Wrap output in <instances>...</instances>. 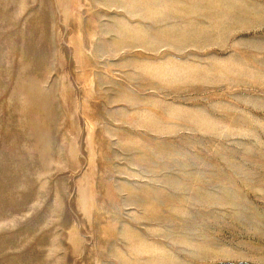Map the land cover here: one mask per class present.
Returning a JSON list of instances; mask_svg holds the SVG:
<instances>
[{"label":"rangeland","instance_id":"obj_1","mask_svg":"<svg viewBox=\"0 0 264 264\" xmlns=\"http://www.w3.org/2000/svg\"><path fill=\"white\" fill-rule=\"evenodd\" d=\"M0 264H264V0H0Z\"/></svg>","mask_w":264,"mask_h":264}]
</instances>
